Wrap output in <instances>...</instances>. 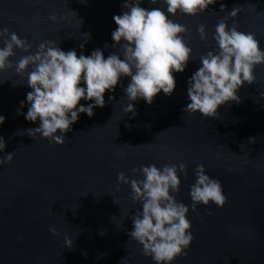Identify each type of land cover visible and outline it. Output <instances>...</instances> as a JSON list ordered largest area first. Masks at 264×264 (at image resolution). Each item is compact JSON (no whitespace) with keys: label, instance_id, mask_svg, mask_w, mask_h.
Listing matches in <instances>:
<instances>
[{"label":"water","instance_id":"95a60500","mask_svg":"<svg viewBox=\"0 0 264 264\" xmlns=\"http://www.w3.org/2000/svg\"><path fill=\"white\" fill-rule=\"evenodd\" d=\"M123 3L0 0V29L6 26L26 37L32 51L40 42L54 40L78 55L100 47L107 57L119 51L111 33ZM241 5L239 15L228 18L229 25L235 19L239 30L255 33L264 48V0H217L198 15L178 13L173 18L187 26L183 35L193 52L185 71L175 73L173 94L161 90L151 104L134 101L135 115L124 112L128 100L123 87L130 77H123L114 92L106 91L105 106H97L93 116L80 114L63 144L23 131L39 125L17 112L31 88L14 68L0 71V115L6 117L0 135L5 152L14 151L13 160L0 165V264H125V257L127 264H155L129 236L132 215L141 205L118 174L142 179L133 168L180 162L187 165V175L180 173L175 195L190 207L194 240L174 264H264V64L256 65L255 82L238 90L240 101L221 105L216 117L184 111L190 102L188 78L199 68L200 56L216 47L212 34L217 23ZM142 6L166 9L162 0H143ZM53 13L56 21L50 19ZM200 24L206 25V40L197 31ZM89 32L91 38L83 35ZM16 51L13 60L22 54ZM199 164L222 182L223 207L200 204L191 210L190 188ZM67 237L74 241L71 248L65 245Z\"/></svg>","mask_w":264,"mask_h":264},{"label":"clouds","instance_id":"9594fccd","mask_svg":"<svg viewBox=\"0 0 264 264\" xmlns=\"http://www.w3.org/2000/svg\"><path fill=\"white\" fill-rule=\"evenodd\" d=\"M150 3L156 4L157 0ZM162 3L166 9L143 7V0H124L122 13L114 14L117 27L111 33L115 41L113 47L119 51L107 57L100 47L90 55L83 52L78 55L75 48L66 51L54 40L42 41L32 51L33 44L26 37L22 38L6 26L0 29L3 42L0 71L14 68L31 88L26 100L20 101L22 107L17 112L29 121H39L37 127L23 131L34 138L39 134L63 144L80 114L93 116L97 106L106 105V91L114 92L126 76L130 80L123 87L128 100L124 112L135 115L134 101L144 99L151 104L161 90L171 96L177 86L175 73L185 71L193 52L183 35L187 26L173 17L178 13L198 15L209 10L217 0H162ZM220 8L224 11L227 5L221 3ZM242 10V5L234 7L217 23L212 34L216 47L200 56L199 68L188 78L190 102L185 112L216 117L221 105L240 101L238 90L245 82H255L254 69L264 64V48L255 33L239 30L235 19L231 26L228 23V18H236ZM50 19L56 21L58 17L53 13ZM80 21L82 25V19ZM197 31L202 40L208 38L206 25L200 24ZM83 35L91 38L90 32ZM17 49L22 54L18 60H13ZM82 99L89 103H81ZM109 99L114 97L109 96ZM25 105L26 112L23 111ZM5 120L6 117L0 115V125ZM249 139L255 142V137ZM5 148V137L0 135V152L4 153L0 156V165L14 158V151L5 152ZM132 172L143 178H130L123 171L118 174L121 183L130 184L133 200L141 205L132 215L129 236L143 246V253L155 264H174L177 257L187 255L185 250L194 240L192 222L188 218L190 207L178 201L175 195L182 183L180 173L187 175V165L180 162L158 167L152 163L133 168ZM195 175L196 181L190 188L191 210L195 211L200 204L214 203L223 207L227 196L222 182L210 176L203 164L197 165ZM50 231L56 233L57 229L52 227ZM65 245L73 247V239L67 237ZM123 261L127 264V257Z\"/></svg>","mask_w":264,"mask_h":264}]
</instances>
